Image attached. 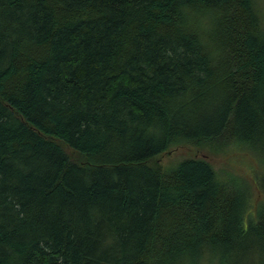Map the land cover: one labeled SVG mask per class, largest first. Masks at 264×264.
Masks as SVG:
<instances>
[{"label":"trees","instance_id":"obj_1","mask_svg":"<svg viewBox=\"0 0 264 264\" xmlns=\"http://www.w3.org/2000/svg\"><path fill=\"white\" fill-rule=\"evenodd\" d=\"M0 264H264L263 0H0Z\"/></svg>","mask_w":264,"mask_h":264},{"label":"rangeland","instance_id":"obj_2","mask_svg":"<svg viewBox=\"0 0 264 264\" xmlns=\"http://www.w3.org/2000/svg\"><path fill=\"white\" fill-rule=\"evenodd\" d=\"M264 2V0H263ZM193 149L192 148H187L186 146L182 145L178 148H174V149H170V151L168 153L162 154L161 158L163 159L164 162L167 161H175L178 160L180 158H182L183 155L185 154H189V153H193ZM205 151L199 150L197 154H202ZM206 156L209 158V160L214 164L213 166L216 168H224L228 171H233L235 170H239L240 172H245L246 169L248 168L247 166L250 164H252V166L254 167V169H257V166H255L254 164H256V160L254 159L253 156H246V158L243 160L242 157L240 155H237L236 153L233 152H218V153H213V152H209L206 154ZM251 166V167H252ZM260 169V168H259ZM255 172H257V170H255Z\"/></svg>","mask_w":264,"mask_h":264}]
</instances>
